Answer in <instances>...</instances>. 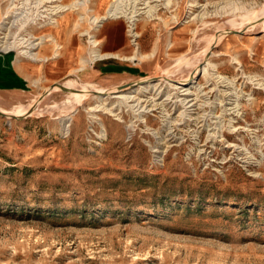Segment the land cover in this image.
<instances>
[{
    "label": "rangeland",
    "instance_id": "374dc122",
    "mask_svg": "<svg viewBox=\"0 0 264 264\" xmlns=\"http://www.w3.org/2000/svg\"><path fill=\"white\" fill-rule=\"evenodd\" d=\"M22 1L0 0V19ZM115 1L51 15L68 12L85 57V29L103 53L126 43L141 75L77 64L0 93V264H264V0H126L108 19ZM93 14L105 20L95 31L79 22ZM54 53L49 40L40 60L21 58Z\"/></svg>",
    "mask_w": 264,
    "mask_h": 264
},
{
    "label": "crops",
    "instance_id": "0c3cea01",
    "mask_svg": "<svg viewBox=\"0 0 264 264\" xmlns=\"http://www.w3.org/2000/svg\"><path fill=\"white\" fill-rule=\"evenodd\" d=\"M107 0H98V5L100 7L105 6ZM105 3V4H104ZM93 10V9H92ZM93 12V11H92ZM0 13H1V3H0ZM68 12L62 14L57 19L56 24L50 26L55 30V36L41 34L44 37V42L51 40L54 45L55 53L51 56L53 60L47 63H37L28 59L21 58L15 52L2 53L0 52V93H15V92H26L31 91L35 84H39L40 81H52L54 82L58 78L65 75V73H70L77 64L79 65L76 69H82L85 65L94 67L98 72L105 71L107 74L118 75L124 74L125 76L131 75H141L143 71V66L137 63H125L123 61L124 54L128 52L126 48V43L121 41H114L113 47H105L107 50V56L104 57H93L92 56V46H90L89 56H83L80 52V41L78 38L73 37L71 30L64 21ZM108 19H118V18H108ZM106 19V20H108ZM139 19V18H138ZM87 21L90 25L91 30H97L102 26L105 21L100 20L98 24L89 19H83ZM145 21V20H144ZM80 22V21H79ZM146 22V21H145ZM137 21L135 23L136 31ZM103 31L101 33L100 39H112V29L116 26L113 23H108L103 26ZM84 34H90L89 30L83 32ZM138 34V32H136ZM57 39L61 42V46L57 43ZM98 41V40H97ZM42 43V44H43ZM41 44V45H42ZM99 41L97 42V45ZM97 47V46H96ZM39 48V47H38ZM50 46L46 45L43 49L45 54L50 52ZM61 49V50H60ZM61 52H60V51ZM60 53V54H59ZM116 54V55H114ZM38 55V50H37ZM59 55V56H58ZM58 56L57 58H54ZM48 57H43L47 61ZM41 58L37 56L36 60ZM100 61L98 66L95 63ZM20 106H16L18 108ZM14 108V109H15ZM2 110H7L0 107Z\"/></svg>",
    "mask_w": 264,
    "mask_h": 264
},
{
    "label": "bare ground",
    "instance_id": "6f19581e",
    "mask_svg": "<svg viewBox=\"0 0 264 264\" xmlns=\"http://www.w3.org/2000/svg\"><path fill=\"white\" fill-rule=\"evenodd\" d=\"M25 1V0H24ZM22 1L21 5H16L15 3L10 2L9 5V9L7 8V10L4 12L3 14V19L0 22V29L3 30V35H2V39H0V52L2 53H8V52H15L16 54H18L21 57H25V58H30L32 60H36L37 58V50L38 47L44 42V37L42 36H37V39H39L38 41L34 42L33 37H35L34 34H31L29 32L26 31V27L27 24L29 23V25H34V24H44L45 25H53L56 24V19L53 15L51 14H56L59 10L58 9H63L64 11L67 10L68 8L70 9H78L80 6H87L90 2V0H71L70 2L64 3L62 5L59 6V8L51 10V9H47L44 8L43 6H41V3L44 0H37L36 4L39 6L38 7V13H35L33 15V5L31 4V2L29 0H26L25 2ZM61 1V0H59ZM126 0H116L114 3H112L109 8H107L106 10V15L108 16V18H117V16L119 14H126L122 11V4L125 3ZM35 3V1H34ZM148 3V2H147ZM36 5V6H37ZM43 7V8H42ZM48 10L51 11V13L48 12ZM140 11V10H139ZM137 11L136 6L133 7V11L130 17V22L131 25H129V32H130V36L132 37H136V31H135V21L138 20V16L140 15V12ZM46 13V14H44ZM37 14V15H36ZM147 15H150V12H146ZM43 18H46L47 21L44 23L43 22ZM92 21L96 22V24H98L100 22V20H102V18L95 14H93L91 16ZM107 18V17H106ZM79 21H83L80 20ZM11 28H16V31L12 32ZM26 31L27 34H29V36L24 37V35L22 33H19V31ZM89 43L90 45L93 47L92 48V56L93 57H104L107 56V53H103L100 49H98L97 46V41L94 38V36L92 34H89ZM29 48V49H27ZM37 49V50H36ZM33 50H36L33 52ZM201 68V66H199V69ZM203 72L205 73V69H203ZM198 74V73H197ZM191 76H193V73L191 74ZM190 76V77H191ZM190 80V79H189ZM190 86L191 83H190ZM190 86H187L186 88H182L183 90H188ZM57 86H53V87H49V89L45 90V93L49 92L51 89H55ZM124 87H120L119 90H123ZM179 88V87H177ZM70 92V91H69ZM83 94L88 95L87 92L85 91H81ZM188 92V91H187ZM97 93V97L101 100L103 98H101V96H105V93H101V92H96ZM105 94V95H103ZM116 97H123L122 94L120 95H116ZM235 107V106H234ZM1 111V110H0ZM3 112V111H1ZM5 113V112H4ZM6 114V113H5ZM9 115H14V114H9ZM16 116V115H15ZM91 119L94 120L95 119V115L91 114ZM66 119L69 120L70 117H66L63 119L62 123V129L63 130H67V124H65L64 120Z\"/></svg>",
    "mask_w": 264,
    "mask_h": 264
},
{
    "label": "built area",
    "instance_id": "2783aa9c",
    "mask_svg": "<svg viewBox=\"0 0 264 264\" xmlns=\"http://www.w3.org/2000/svg\"><path fill=\"white\" fill-rule=\"evenodd\" d=\"M2 19H3V16H2V18L0 19V22L2 21ZM31 26H32L33 28H35V29H38V28H42V27H44V24L40 23V24H38V25H37V24L29 25V23H28V24H27V27H26V31L29 32V33H31V31H30V30L32 29ZM44 28H45V27H44ZM32 30H33V29H32ZM11 31H12V32L16 31V28H11ZM26 31H24V30L21 31V30H20V31L18 32V34H19V33H22V34L24 35V37H27V36H29V34H27ZM31 34H32V33H31ZM2 35H3V30L0 29V39H2ZM131 38H132V40H134V37H131ZM33 40H34V42H36V41H38L39 39H37V36H35V37H33ZM27 49H29V48H27ZM33 52H34V50H33Z\"/></svg>",
    "mask_w": 264,
    "mask_h": 264
},
{
    "label": "water",
    "instance_id": "95a60500",
    "mask_svg": "<svg viewBox=\"0 0 264 264\" xmlns=\"http://www.w3.org/2000/svg\"><path fill=\"white\" fill-rule=\"evenodd\" d=\"M51 87H53V86H51ZM58 87H59L60 89L64 90V91H78V90H77L78 88H69V87L64 86V85H62V84H58ZM121 87H122V86H121ZM123 87H124V86H123ZM0 114H1V115H6L4 112H1V111H0ZM10 116L17 117V116H15V115H10Z\"/></svg>",
    "mask_w": 264,
    "mask_h": 264
}]
</instances>
